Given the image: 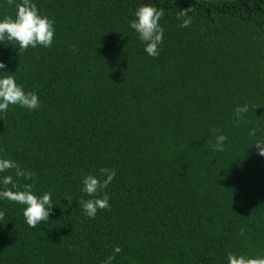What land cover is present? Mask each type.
<instances>
[{"label": "trees", "instance_id": "trees-1", "mask_svg": "<svg viewBox=\"0 0 264 264\" xmlns=\"http://www.w3.org/2000/svg\"><path fill=\"white\" fill-rule=\"evenodd\" d=\"M19 0H0V17ZM54 21L49 47L0 44V71L40 106L0 112V157L29 173L17 187L51 193L29 227L0 200V264H228L264 256V0H35ZM163 8L159 55L129 27ZM188 9L191 23L179 27ZM12 45H11V44ZM6 74V73H5ZM248 106L237 122L234 110ZM224 134L223 151L215 138ZM115 169L109 207L78 201L86 175ZM11 187V185L3 186ZM119 247V252L113 250Z\"/></svg>", "mask_w": 264, "mask_h": 264}, {"label": "clouds", "instance_id": "clouds-1", "mask_svg": "<svg viewBox=\"0 0 264 264\" xmlns=\"http://www.w3.org/2000/svg\"><path fill=\"white\" fill-rule=\"evenodd\" d=\"M15 14L3 15L0 17V44L7 40L15 42L18 51L26 50L29 47L36 48L38 45L49 47L53 41L55 27L54 21L37 6L35 0H19L15 4ZM164 14L163 8H157L152 4H142L138 6L133 19L129 22V27L137 34V39L144 44V51L149 56L159 55V47L162 44L164 29L159 23ZM177 19L180 21L179 27H187L191 23L188 16V9H180ZM11 44V43H10ZM12 45V44H11ZM5 68L3 61H0V70ZM6 73V74H5ZM15 72L0 71V112L7 111L9 105H17L28 110H35L40 106L37 93L26 91L22 84L17 83ZM248 111V106H237L234 115L239 122L241 115ZM227 137L219 134L215 138V151H223L224 142ZM255 147L261 156H264V141H257ZM8 169L15 170L17 178H29V173L22 169L15 160L7 156L0 157V173ZM101 176L86 175L82 179L81 191L91 199L78 201L82 206L84 214L94 217L98 209L109 207V195L105 192L102 196L96 195L100 190L105 189L116 175L115 169H100ZM11 185V187H3ZM10 200L23 205L22 214L25 223L29 227H35L38 223L49 219L53 211L51 193L44 192L37 194L33 190V185L24 184L22 189L17 187L12 175H0V200ZM3 213L0 212V216ZM114 252H119L116 247ZM114 259L109 256L104 264H110ZM228 264H264V256H246L241 253H229Z\"/></svg>", "mask_w": 264, "mask_h": 264}]
</instances>
